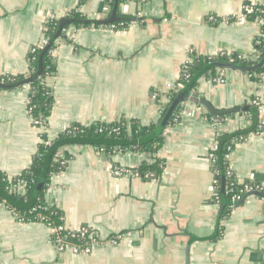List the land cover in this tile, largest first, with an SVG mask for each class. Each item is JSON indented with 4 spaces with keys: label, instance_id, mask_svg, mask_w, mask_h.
<instances>
[{
    "label": "crops",
    "instance_id": "1",
    "mask_svg": "<svg viewBox=\"0 0 264 264\" xmlns=\"http://www.w3.org/2000/svg\"><path fill=\"white\" fill-rule=\"evenodd\" d=\"M250 1L261 2L121 0L117 16L131 18L123 28L69 23L52 51L55 69L46 85L53 105L45 125H35L29 115L26 85L0 88V171L19 175L45 137L52 141L71 124H157L192 52L252 60L260 24L242 17ZM73 10L91 20L112 11L107 0H0V75L27 74L30 50L41 44L48 22ZM223 76V83L202 77L196 87L215 108H241L253 98L264 104V73L258 82L237 69H224ZM179 113L153 154L106 155L73 145L65 150L70 158L63 171L50 177L44 200L62 212L65 229L93 227L103 238L130 231L129 242L101 243L89 254L59 251L45 222L20 219L2 200L0 264H264V195H249L222 214L208 158L217 133L246 131L251 119L239 111L214 126L207 110L190 100ZM260 113L262 130L234 146L227 163L239 180L264 188ZM155 159L163 162L155 177L136 171ZM112 165L133 174L115 176Z\"/></svg>",
    "mask_w": 264,
    "mask_h": 264
},
{
    "label": "trees",
    "instance_id": "2",
    "mask_svg": "<svg viewBox=\"0 0 264 264\" xmlns=\"http://www.w3.org/2000/svg\"><path fill=\"white\" fill-rule=\"evenodd\" d=\"M121 0H107V5L110 9L114 3ZM260 11L264 10L263 5H258ZM256 11L251 15L246 16L248 19L257 20L259 17H264V13ZM66 18L73 19V23L77 27L91 26L90 23H84L81 20L85 18L76 11H71L66 15ZM59 20H51L48 22L44 31V37L49 45L48 49L42 55V71L37 76L33 77L38 68L40 54L44 47L36 48L33 53L28 56V72L27 74L17 75H0V82L5 85H13L25 78H32L26 86L29 88L28 107L31 118L36 119L43 125L47 123V118L51 112L53 105L52 89L46 85V79L51 77L55 69V59L52 51L55 47L57 39L54 38ZM131 22V18L123 16L119 21L108 24L114 28L124 27ZM98 26V25H95ZM259 42L254 43L253 59L242 58L237 53H220L215 56H198L195 53L190 54L191 62L181 70L179 79L176 82L175 88L167 93V103L162 107L161 116L165 113L169 105L177 98L178 94L187 90L188 95L177 104L173 112L170 114L166 126L170 125L175 115L182 109V104L186 100L200 105V95L196 91L198 80L202 77H213L217 69H226V64H233L237 67L255 66L254 69L246 71L250 74L251 79L255 82L260 80L264 73V25L260 26V35L256 38ZM188 75V79L184 77ZM20 87V86H19ZM10 86L5 89H12ZM240 111L246 113L251 119L252 125L248 130H240L235 133L221 134L218 136V147L214 151L215 161L211 167L216 170L215 179L219 190V204H223L222 214H226L230 207V197L232 193H236L244 184H250L253 188L256 183L253 181H243L239 184L235 180L234 174H227L228 163L225 159L227 149H231L239 144L241 137H246L251 132L262 130V124L259 123L261 113L259 108L249 103L242 106ZM234 113L225 115H212L207 112L209 118L218 117L223 120ZM165 126V127H166ZM156 124L141 125L137 120L120 119L111 123L97 122L90 125L71 124L67 129L58 134V136L49 141L47 138L38 146L37 151L33 155L30 166L23 170L19 175L9 178L8 175L0 171V201L4 200L9 208L17 213L20 219L25 221L39 220V216H44L48 219L50 225H59L62 222V212L55 206H49L44 200V193L49 185L50 177L63 171L70 155L65 151L67 147L73 145H87L95 147L97 150H102L106 155L112 154L115 151H136L139 153L153 154L163 142L162 132L155 133ZM64 150V158L57 157V153ZM163 162L160 159H155L151 164L143 162L136 171L143 176L155 177L162 169ZM12 179V180H11ZM232 185V186H231ZM22 187V191L18 188ZM233 187V192L228 193L227 190ZM264 195V190L258 191ZM245 197V194L243 195ZM243 197V198H244ZM242 202L240 200L238 203ZM236 203V204H238ZM235 204V205H236Z\"/></svg>",
    "mask_w": 264,
    "mask_h": 264
},
{
    "label": "built area",
    "instance_id": "3",
    "mask_svg": "<svg viewBox=\"0 0 264 264\" xmlns=\"http://www.w3.org/2000/svg\"><path fill=\"white\" fill-rule=\"evenodd\" d=\"M258 5H263L264 6V0H261V2H248L247 4H245L243 6V11H242V17H246L248 15L253 14L256 11H260L258 9ZM261 13H264V10L260 11ZM259 21L260 26L264 25V17H259L257 19ZM111 28H114V26H111ZM259 41L257 39H255V43H258ZM47 41L45 39V37L43 36L42 40H41V44L39 46H35L33 48H31L30 53H33L36 48H42L46 45ZM190 61H186L183 66L182 69L186 67V65L188 63H190ZM223 71L224 69H218V74L211 77V80L214 83H223L225 81L224 76H223ZM185 78H189L188 75H184ZM175 88V86L173 87ZM251 104L256 105L259 108L260 112H264V104L259 100V98H253L251 101ZM180 116V113H178L177 115H175V117L173 118L174 121H176ZM213 125L216 126L218 124H220V119H218V117L215 118H210ZM33 123L35 125H39V126H43V124L39 121H37L36 119H33ZM262 127V126H261ZM220 133H217V136H220ZM245 139L241 137V140L243 141ZM46 143H49V140L46 141ZM238 144H236L237 146ZM218 147V140L215 141L213 147L211 148V150L209 151L208 154V158L212 163L215 161V155H214V151L217 149ZM233 150V148L231 149L230 147L227 149V153L225 154V159L228 160L229 158V154L230 152ZM99 152H102V150H99ZM114 153V152H113ZM57 157H61L64 158V150H60L57 153ZM110 171L112 174H114L115 176H121V175H130L133 174V171L127 168H123L121 166L118 165H112L110 167ZM213 175H214V195L218 200V194H219V190L217 187V180L215 179V174L217 173L216 170H213ZM231 171L229 170V168L227 169V174H229V176L231 175ZM137 174V173H135ZM234 177H236L234 175ZM12 180V179H11ZM235 180L237 181V183L241 184L243 183L242 180H239L237 177L235 178ZM232 186V185H231ZM22 188V187H21ZM264 190V188H262L261 186H259L258 184H256V186L253 188L252 186H250V184H244V186L239 189L236 193H232L231 197H230V206H234L236 203H238L240 200L243 199V195L245 194V196L250 193V192H258ZM228 193L233 192V187H230L227 190ZM14 214L17 215L16 212L13 211ZM39 220L45 222L50 230H51V241L56 245L57 249L59 251L68 249L70 251H72L73 253H85V254H89L91 253V251L99 244L101 243H109L111 245H116L119 241H125V242H129L130 239L132 238V233L129 231L127 232H119L116 234H112L110 236H107L106 238H103L101 233L93 227H80L76 230H67L65 229V227L63 226V224H59V225H50L47 223L48 219H46L44 216H39Z\"/></svg>",
    "mask_w": 264,
    "mask_h": 264
},
{
    "label": "water",
    "instance_id": "4",
    "mask_svg": "<svg viewBox=\"0 0 264 264\" xmlns=\"http://www.w3.org/2000/svg\"><path fill=\"white\" fill-rule=\"evenodd\" d=\"M117 1V0H116ZM120 17L117 16V2L114 3V6L112 8L111 14L105 18V19H95V20H91V19H84L81 20L84 23H90L93 25H108L111 24L113 22L119 21ZM69 23H73V19H69V18H61L59 19L58 22V28L56 31V34L54 36L55 39L58 38H65V35L63 33L64 28L69 24ZM49 45H46L39 57V62H38V68H37V72L36 74L33 76H37L38 74L41 73L42 71V55L44 54V52L48 49ZM264 61V59H263ZM226 69H237V70H241V71H250L252 69L255 68V66H244V67H237L234 66L233 64H226L225 65ZM25 78L13 85H5L3 83L0 82V88H9L10 86L12 87H19V86H24L26 84H28L30 82V80H32V78ZM188 95V91L187 90H183L181 91L177 98L169 105V107L167 108V110L165 111V113L163 114V116L160 118L159 122L156 124V128H155V133H161L163 132V130L165 129L166 123L169 119L170 114L173 112V110L175 109V107L177 106V104L179 102H181L186 96ZM201 97V96H200ZM200 105H202L207 112H209L212 115H216V116H220V115H225V114H229V113H234V112H239L240 111V107H229V108H224V109H217L215 108L208 100H206L205 98L200 99L199 101ZM249 195H256V196H262V193L260 192H250L248 193L245 197L249 196ZM245 197L242 199V201L245 199ZM223 209V204L220 205V211ZM188 263V261H187Z\"/></svg>",
    "mask_w": 264,
    "mask_h": 264
}]
</instances>
